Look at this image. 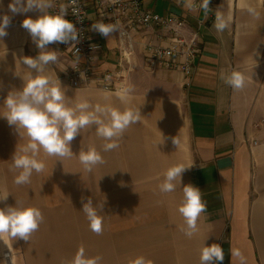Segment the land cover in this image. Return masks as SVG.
Here are the masks:
<instances>
[{
    "label": "crops",
    "instance_id": "crops-1",
    "mask_svg": "<svg viewBox=\"0 0 264 264\" xmlns=\"http://www.w3.org/2000/svg\"><path fill=\"white\" fill-rule=\"evenodd\" d=\"M10 2L2 0L0 15H11ZM85 2L90 39L103 46L95 70L120 71L118 89L105 91L97 81L89 88H70L62 76L71 61L60 43L48 45L58 60L44 75L54 80L58 76L69 106L84 100L120 110L131 106L140 108L141 120L110 152L102 151L105 141L95 127L81 130L71 143L76 155L62 162L41 150L45 171L34 172L29 184L16 185L18 170L12 168L11 157L27 137H20L0 117V189L9 193L0 207L18 202L39 208L44 216L28 241L0 238V262L68 264L83 245L89 256L101 255L102 264H128L138 256L151 264H200L201 248L216 243L224 250V260L218 264H239L230 248H239L247 264H264V0H217L209 25L203 23V12L192 10L193 0H142L145 9L177 17L185 22L187 33L198 32L201 52L189 88L179 71L148 66L146 45L169 44L158 40L163 39L159 29L132 33V52L124 59L119 53L124 42L117 31L105 38L91 30L101 21L96 0ZM217 14L230 17L223 31L215 27ZM26 15L35 19L39 13ZM23 19L25 15L12 17L8 34L0 38V115L6 111L3 102L8 93L21 89L31 75L22 58L39 54L21 27ZM232 70L244 74L243 89H233L220 79L221 72ZM128 85L134 92L130 105H125L118 92ZM89 146L100 150L106 161L92 172H86L78 159L79 151ZM178 163L193 166L182 174L181 184L177 180L174 192L161 194L158 184L164 173ZM189 183L202 191L207 204L198 220L199 231L191 239L180 230L184 220L178 212L182 187ZM82 197L85 202L91 197L94 205L105 200L101 235L89 229ZM5 252L11 254L10 262L4 259Z\"/></svg>",
    "mask_w": 264,
    "mask_h": 264
},
{
    "label": "clouds",
    "instance_id": "clouds-1",
    "mask_svg": "<svg viewBox=\"0 0 264 264\" xmlns=\"http://www.w3.org/2000/svg\"><path fill=\"white\" fill-rule=\"evenodd\" d=\"M75 3V0H72ZM2 4V0H0ZM210 0H202L201 7L205 13L209 10ZM191 6V5H189ZM55 7V0H11L8 12L11 15H0V38L8 33L6 29L10 26L12 17L25 15L21 22L30 35L32 42L39 49L37 57H23L22 62L30 70L31 75L24 81L23 87L16 91H10L4 99L3 105L6 109L3 117L9 127H14L20 137H27V142L13 153L12 168L18 170L14 177L16 185L29 184L33 173L41 174L46 169V164L41 159V150L46 156H55L62 162L63 159L76 155L72 151L71 143L80 135L81 130L95 127L96 135L105 143L102 145L103 152L113 151L120 146V140L125 131L133 124L140 122V108L136 109L126 106L120 110L111 105L96 104L93 106L87 100L69 106L66 102V94L63 90L58 76L56 79L44 75L49 65L58 60L56 50H49L48 45L61 43L74 47L79 43L80 33L75 24L66 18L68 8L60 5L56 11H50ZM36 11L39 15L33 19L26 15ZM73 15H78V9H72ZM230 17L216 15L215 27L218 31L228 28ZM91 30L98 32L101 36L108 38L118 27L114 23L95 22ZM93 47H98L93 45ZM33 72L35 75H33ZM83 77V73H81ZM220 79L233 89H243L246 83L244 74L232 70L225 74L221 72ZM134 88L131 85L123 86L118 96L122 103L130 105ZM173 143L178 146L179 141L173 138ZM79 162L86 172H92L98 165L106 163L102 152L94 146L80 150ZM192 165L178 163L170 166L164 173L162 182L158 184L161 194L174 192L177 180L181 184L182 174L190 169ZM223 176V174L221 173ZM183 197L178 207L184 224L180 230L191 239L198 231V220L202 213L207 211L206 201L203 200L202 191L192 185L186 184L182 187ZM9 193L0 189V202L7 201ZM82 211L89 222V229L97 234L103 233V202L95 205L91 197L81 198ZM138 207V206H137ZM136 207V208H137ZM135 208V209H136ZM44 216L41 210L34 206H22L16 202L15 206L5 205L0 207V238L5 235L16 239L28 241L32 234L39 230ZM231 257H236L239 264H247L246 257L239 248H230ZM101 255L89 256L83 245L76 251L74 257L68 264H102ZM224 260V250L220 244L213 243L203 246L200 250V264H218ZM4 264V262H0ZM128 264H151L145 257L138 256L129 260Z\"/></svg>",
    "mask_w": 264,
    "mask_h": 264
},
{
    "label": "built area",
    "instance_id": "built-area-1",
    "mask_svg": "<svg viewBox=\"0 0 264 264\" xmlns=\"http://www.w3.org/2000/svg\"><path fill=\"white\" fill-rule=\"evenodd\" d=\"M217 0H210L207 13L201 7L202 0H193L192 10L203 12V23L211 24L215 19ZM68 8L67 19L71 20L79 30V43L76 51L70 45L61 44V47L70 59L71 65L64 72L62 79L72 89H85L97 81L101 89L114 91L118 88L116 83L120 71L116 73L95 70L97 55L102 52L101 43L92 42L90 39V15L85 0H55V7L50 11H56L60 5ZM78 9V15H73L72 9ZM97 15L101 22L114 23L118 27V36L121 44L119 53L124 59H128L132 52L131 34L148 28H157L161 31L163 39L168 41L167 46L162 44H148L145 47V55L148 66L159 67L167 71H179L186 80V88L192 85V75L196 67V61L200 55V38L197 31L186 32V24L174 16H161L143 7L142 0H96ZM96 45L98 47H93ZM83 73V77H81ZM4 259L10 262L9 252H5Z\"/></svg>",
    "mask_w": 264,
    "mask_h": 264
},
{
    "label": "rangeland",
    "instance_id": "rangeland-1",
    "mask_svg": "<svg viewBox=\"0 0 264 264\" xmlns=\"http://www.w3.org/2000/svg\"><path fill=\"white\" fill-rule=\"evenodd\" d=\"M10 256H11V254H10Z\"/></svg>",
    "mask_w": 264,
    "mask_h": 264
}]
</instances>
